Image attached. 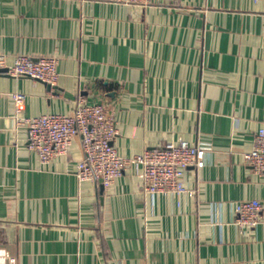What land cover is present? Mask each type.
I'll list each match as a JSON object with an SVG mask.
<instances>
[{"label": "crops", "instance_id": "crops-1", "mask_svg": "<svg viewBox=\"0 0 264 264\" xmlns=\"http://www.w3.org/2000/svg\"><path fill=\"white\" fill-rule=\"evenodd\" d=\"M0 56L55 58L58 75L0 73V264H264V172L242 158L264 129V0H0ZM79 97L107 105L121 157L183 140L204 166L152 194L135 166L102 193L80 181L79 138L42 163L22 120ZM249 200L260 222L240 226Z\"/></svg>", "mask_w": 264, "mask_h": 264}, {"label": "built area", "instance_id": "built-area-1", "mask_svg": "<svg viewBox=\"0 0 264 264\" xmlns=\"http://www.w3.org/2000/svg\"><path fill=\"white\" fill-rule=\"evenodd\" d=\"M124 5H146L151 0H108ZM57 60L51 57L30 58L17 56L7 65L0 56V69L12 77H29L50 85L57 81ZM15 109L20 112L25 96L13 93ZM22 123L27 128L28 148L36 152L42 163L68 153L76 138L80 139L82 158L77 164L80 181L91 180L103 188L109 187L130 166L137 167L143 190L147 193H179L185 190L182 182L188 167L204 166L205 149L186 141L166 143L146 150L132 158L121 157L113 141L118 135L112 114L104 102L87 103L79 97L70 114L49 113L26 117ZM243 161L255 172H264V129H260L253 149L244 153ZM262 205L257 200L236 204L235 222L240 226L253 227L260 222Z\"/></svg>", "mask_w": 264, "mask_h": 264}, {"label": "water", "instance_id": "water-1", "mask_svg": "<svg viewBox=\"0 0 264 264\" xmlns=\"http://www.w3.org/2000/svg\"><path fill=\"white\" fill-rule=\"evenodd\" d=\"M5 72H6V69H0V73H5ZM102 191H103V186L100 185V192L102 193Z\"/></svg>", "mask_w": 264, "mask_h": 264}]
</instances>
